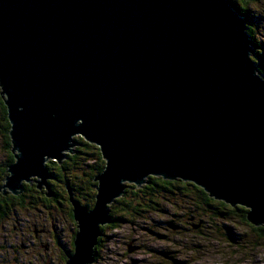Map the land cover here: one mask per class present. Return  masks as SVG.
<instances>
[{
    "label": "water",
    "instance_id": "obj_1",
    "mask_svg": "<svg viewBox=\"0 0 264 264\" xmlns=\"http://www.w3.org/2000/svg\"><path fill=\"white\" fill-rule=\"evenodd\" d=\"M229 0H0V88L14 162L0 186L49 192L77 137L105 160L66 264H91L110 204L181 179L264 225V77Z\"/></svg>",
    "mask_w": 264,
    "mask_h": 264
},
{
    "label": "rangeland",
    "instance_id": "obj_2",
    "mask_svg": "<svg viewBox=\"0 0 264 264\" xmlns=\"http://www.w3.org/2000/svg\"><path fill=\"white\" fill-rule=\"evenodd\" d=\"M233 1L240 4V0ZM245 9L247 29L264 56V0H249ZM3 142L0 132V165L8 160ZM9 194L0 192L5 197ZM163 195L166 199L160 200L159 210L146 217L115 211L117 227L112 223L101 226L92 264H264V230L259 229L264 225L244 219L236 206H222V200L213 198V208L199 209L193 192ZM30 208L13 204V210L0 221V264H66L67 255L75 250L77 222L64 205L51 210ZM35 229L43 234L40 242L34 239ZM45 243L51 250H46Z\"/></svg>",
    "mask_w": 264,
    "mask_h": 264
},
{
    "label": "trees",
    "instance_id": "obj_3",
    "mask_svg": "<svg viewBox=\"0 0 264 264\" xmlns=\"http://www.w3.org/2000/svg\"><path fill=\"white\" fill-rule=\"evenodd\" d=\"M229 2L239 11L241 16L245 18L248 23L247 10L245 7L247 6V3H249V0H240V4H237L233 0H229ZM247 26L249 25L247 24ZM248 32L252 36V32L249 28ZM253 48L255 55L253 56V59L258 65L260 73L264 77V69L262 68V66H264V56L261 55L258 45L254 42ZM9 130L10 122L0 88V132L4 139L3 149L7 152L8 157L6 164L0 165V186L4 183V178L8 174V166L14 162ZM77 143V146L74 148V153L68 154L66 160L61 164L55 160H51L46 165L50 173L48 184L50 186L51 197L47 195L46 188L40 190L34 184H25V192L21 195L16 196L9 194L6 197L0 195V221L6 217L7 213L9 214L10 211L13 210V204L20 205L23 208L30 206V209L36 208L37 206H43L49 210L57 208L56 205H64L68 209L67 213L69 214V217L72 219H74V214L73 205L70 199L71 196H73L75 200L80 201L84 206L89 208L94 207L97 193V182L95 181V177L103 172L105 168V160L98 146L86 141L80 136L77 137ZM174 191H178L179 193H182V195L193 192L194 195H197L196 205L199 209H211L215 206V204H213L215 198L213 199V197H210L203 188L192 182L181 179L167 180L161 176H150L147 178V182L140 187H137L134 184L129 185L122 197L116 199L111 204L112 225L117 227L116 225L119 221L114 217L115 211L123 210L127 216L135 217L140 215L138 217H146L147 214L154 210H159L160 200L163 201V199H166L163 194H171L174 193ZM131 196L132 200L136 199L134 204L130 199ZM220 204L222 206L230 205L224 201H221ZM237 206L236 209L238 208L240 212H243V217L246 219L248 209L241 205ZM218 212L223 213L219 210ZM101 228L103 229L104 227ZM259 229L264 230V227H259Z\"/></svg>",
    "mask_w": 264,
    "mask_h": 264
},
{
    "label": "flooded vegetation",
    "instance_id": "obj_4",
    "mask_svg": "<svg viewBox=\"0 0 264 264\" xmlns=\"http://www.w3.org/2000/svg\"><path fill=\"white\" fill-rule=\"evenodd\" d=\"M14 160H15V158H14ZM33 181H34V180H33ZM33 181H32L31 183H26V184H30V185H33V184H34V185H36L37 188L40 189V190H44V188H46V186H45L44 188H39L38 185H37V183H36L35 181H34V182H33ZM48 185H49V184H48ZM46 189H47V188H46ZM49 189H50V186H49ZM24 192H25V190H24ZM24 192H23V193H24ZM49 192H50V190H49ZM23 193H22V194H23ZM12 195H13V194H12ZM49 197H51V196H49ZM19 206H20V205H19ZM20 207H22V206H20ZM56 207L59 208V207H62V206H57V205H56ZM22 208H23V207H22ZM7 216H8V213H7L6 217H7ZM41 232H45V229H43V231H41ZM50 232H51V231H50ZM41 235H43V234H39L38 231H37L36 229L34 230V239L36 238V241H37V239H38L39 242H40V239H39V238H40ZM52 235H53V234H52ZM42 245L46 248V250H49V249L51 250V245H50L49 243H45V245H44V244H42ZM24 247H25V245H24ZM64 256H65V254L63 255V258L65 259ZM54 262H55V260H54Z\"/></svg>",
    "mask_w": 264,
    "mask_h": 264
},
{
    "label": "bare ground",
    "instance_id": "obj_5",
    "mask_svg": "<svg viewBox=\"0 0 264 264\" xmlns=\"http://www.w3.org/2000/svg\"><path fill=\"white\" fill-rule=\"evenodd\" d=\"M68 154H70V153L68 152ZM68 154H67V156H68ZM111 222H112V221H111ZM111 222H110V223H111ZM94 261H95V260H94ZM92 263H93V262H92ZM92 263H91V264H92ZM199 263H200V262H199ZM196 264H198V263H196ZM203 264H204V263H203ZM205 264H206V262H205Z\"/></svg>",
    "mask_w": 264,
    "mask_h": 264
}]
</instances>
